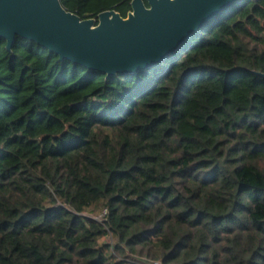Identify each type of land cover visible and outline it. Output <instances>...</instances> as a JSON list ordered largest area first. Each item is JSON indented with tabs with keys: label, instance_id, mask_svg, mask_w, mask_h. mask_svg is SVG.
I'll return each instance as SVG.
<instances>
[{
	"label": "trees",
	"instance_id": "obj_1",
	"mask_svg": "<svg viewBox=\"0 0 264 264\" xmlns=\"http://www.w3.org/2000/svg\"><path fill=\"white\" fill-rule=\"evenodd\" d=\"M62 2L82 17L131 10ZM255 70L264 0H237L162 64L109 77L0 37V264H264Z\"/></svg>",
	"mask_w": 264,
	"mask_h": 264
},
{
	"label": "water",
	"instance_id": "obj_2",
	"mask_svg": "<svg viewBox=\"0 0 264 264\" xmlns=\"http://www.w3.org/2000/svg\"><path fill=\"white\" fill-rule=\"evenodd\" d=\"M237 0H131L123 16L68 10L62 0H0V37L21 36L107 77L162 64ZM264 77L263 71H254Z\"/></svg>",
	"mask_w": 264,
	"mask_h": 264
},
{
	"label": "rangeland",
	"instance_id": "obj_3",
	"mask_svg": "<svg viewBox=\"0 0 264 264\" xmlns=\"http://www.w3.org/2000/svg\"><path fill=\"white\" fill-rule=\"evenodd\" d=\"M100 211H101V208L98 209V212H97L96 215H95V216H97L98 218H101V217H102ZM111 240H112V238H109L108 236H107V237H103V238L101 239L102 242H103V241H108V242H110Z\"/></svg>",
	"mask_w": 264,
	"mask_h": 264
},
{
	"label": "built area",
	"instance_id": "obj_4",
	"mask_svg": "<svg viewBox=\"0 0 264 264\" xmlns=\"http://www.w3.org/2000/svg\"><path fill=\"white\" fill-rule=\"evenodd\" d=\"M106 213H107V209H104V211L102 212V216H105L106 215ZM148 264H150V263H148ZM152 264H161V263H159V262H156V263H152Z\"/></svg>",
	"mask_w": 264,
	"mask_h": 264
}]
</instances>
